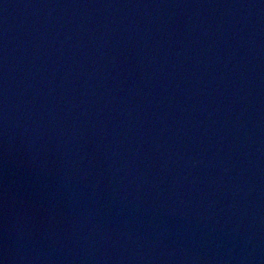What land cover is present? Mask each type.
<instances>
[{
	"label": "water",
	"instance_id": "1",
	"mask_svg": "<svg viewBox=\"0 0 264 264\" xmlns=\"http://www.w3.org/2000/svg\"><path fill=\"white\" fill-rule=\"evenodd\" d=\"M0 264H264V0H0Z\"/></svg>",
	"mask_w": 264,
	"mask_h": 264
}]
</instances>
